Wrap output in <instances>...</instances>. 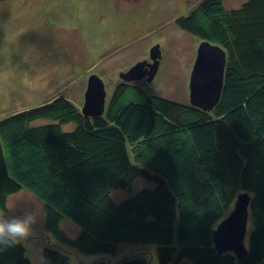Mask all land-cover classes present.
<instances>
[{
  "label": "trees",
  "instance_id": "obj_1",
  "mask_svg": "<svg viewBox=\"0 0 264 264\" xmlns=\"http://www.w3.org/2000/svg\"><path fill=\"white\" fill-rule=\"evenodd\" d=\"M176 24L227 52L213 109L120 81L103 115L87 116L59 93L0 118V211L22 189L46 209L35 264H149L139 255L111 261L124 244L155 247L160 264H264V0L234 9L201 0ZM69 123L74 128L64 129ZM139 178L154 185L114 200L115 189ZM242 193L251 205L240 258L220 254L213 232ZM0 264L34 262L22 242L0 252Z\"/></svg>",
  "mask_w": 264,
  "mask_h": 264
},
{
  "label": "rangeland",
  "instance_id": "obj_2",
  "mask_svg": "<svg viewBox=\"0 0 264 264\" xmlns=\"http://www.w3.org/2000/svg\"><path fill=\"white\" fill-rule=\"evenodd\" d=\"M200 1L0 0V118L40 105L59 93L82 109L93 73L105 81L109 99L115 86L125 81L121 74L151 58L156 46H160L161 58L152 82H137L151 93L191 103L190 77L201 40L181 29L176 19ZM245 1L223 3L234 9ZM74 126L63 127L70 130ZM153 185L139 178L131 189H115L113 198L120 201ZM32 202L40 205L45 220L44 203L27 189L9 196L8 211H0V215L20 214ZM61 225L70 236L79 232L69 220ZM45 236L41 222L23 242L34 264L42 258ZM135 255L145 256L149 264H160L155 247L147 245H120L110 258L114 262ZM181 264L192 263L185 260Z\"/></svg>",
  "mask_w": 264,
  "mask_h": 264
},
{
  "label": "water",
  "instance_id": "obj_3",
  "mask_svg": "<svg viewBox=\"0 0 264 264\" xmlns=\"http://www.w3.org/2000/svg\"><path fill=\"white\" fill-rule=\"evenodd\" d=\"M153 63L148 82H152L161 58L160 46L151 50ZM147 61H140L129 71L122 73L125 81H137L146 73ZM227 52L210 41H202L190 81L191 103L205 110L213 109L220 101L224 88ZM108 92L105 81L98 75L89 77L82 112L87 116L103 115L107 108ZM251 196L239 194L233 210L222 220L213 232V241L220 254L233 252L244 257L248 252Z\"/></svg>",
  "mask_w": 264,
  "mask_h": 264
},
{
  "label": "clouds",
  "instance_id": "obj_4",
  "mask_svg": "<svg viewBox=\"0 0 264 264\" xmlns=\"http://www.w3.org/2000/svg\"><path fill=\"white\" fill-rule=\"evenodd\" d=\"M44 213L40 205L32 202L20 214L0 215V252L28 240L34 229L43 221Z\"/></svg>",
  "mask_w": 264,
  "mask_h": 264
},
{
  "label": "flooded vegetation",
  "instance_id": "obj_5",
  "mask_svg": "<svg viewBox=\"0 0 264 264\" xmlns=\"http://www.w3.org/2000/svg\"><path fill=\"white\" fill-rule=\"evenodd\" d=\"M150 56H151V54H150ZM147 62H148V65H146L145 67H144V72L146 73V75L142 78V79H140V80H138V81H149V76H150V71L152 70V67H151V65L150 64H152L153 63V60H152V58H149V59H147ZM94 74V73H93ZM92 75V74H91ZM90 77V76H89Z\"/></svg>",
  "mask_w": 264,
  "mask_h": 264
},
{
  "label": "crops",
  "instance_id": "obj_6",
  "mask_svg": "<svg viewBox=\"0 0 264 264\" xmlns=\"http://www.w3.org/2000/svg\"><path fill=\"white\" fill-rule=\"evenodd\" d=\"M200 43H201V41H200ZM200 45V44H199ZM197 54H198V49H197ZM197 54H196V58H197ZM196 58H195V61H196ZM194 64H195V62H194ZM193 67H194V65H193ZM193 70V69H192ZM191 74H192V72H191ZM190 81H191V77H190ZM45 221H46V217H45V220H43L42 221V225H43V227L45 228ZM249 229H250V224H249Z\"/></svg>",
  "mask_w": 264,
  "mask_h": 264
}]
</instances>
